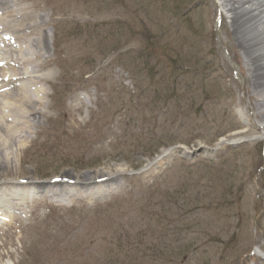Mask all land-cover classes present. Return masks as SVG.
Instances as JSON below:
<instances>
[{"label": "rangeland", "instance_id": "obj_1", "mask_svg": "<svg viewBox=\"0 0 264 264\" xmlns=\"http://www.w3.org/2000/svg\"><path fill=\"white\" fill-rule=\"evenodd\" d=\"M12 8L27 12L15 27L38 23L27 42L46 33V79L31 89L39 102L24 122L29 138L17 151L0 149V181L122 174L119 189L66 205L24 188L23 213L0 219V264H264L254 254L264 252V143L253 119L264 110V59L240 14L227 19L217 0ZM166 79L169 97L153 106Z\"/></svg>", "mask_w": 264, "mask_h": 264}, {"label": "bare ground", "instance_id": "obj_2", "mask_svg": "<svg viewBox=\"0 0 264 264\" xmlns=\"http://www.w3.org/2000/svg\"><path fill=\"white\" fill-rule=\"evenodd\" d=\"M17 2L18 0H0V33H7L6 36L0 35V149L6 151L9 148L17 151L29 138V131L23 129L24 122L28 115L33 116L31 113L32 102H39L36 98L32 99L31 89L39 87L40 82L46 79V73L40 70L42 62L39 61L44 57L41 50L46 48V33L40 34L41 42L32 37L27 42L24 35L31 34L32 29L38 23L30 21L23 24L24 28L15 27L14 25L18 23L14 22L19 21L21 17L23 19L27 13L20 8H12ZM217 5L227 19H231L235 14H240L241 32L251 36V39H256V51H259L260 56L264 59V0H217ZM29 47H34L38 59L34 58V54L29 56ZM30 63L34 64V67L28 70L27 65ZM262 68L264 69V61ZM38 72L40 73L38 74ZM262 72L264 73V70ZM261 77L262 83H264V76ZM258 100L257 102L264 109V101ZM256 108L259 110V107ZM261 113V119H255L254 116L253 119L257 120L258 137L263 144L264 110ZM248 120L250 121L249 118ZM228 141L229 144L232 143L231 140ZM113 169L95 170L87 172L89 175L81 174L77 177L71 171H65L46 185L43 183L37 185L38 183L28 178L23 182L0 181V218H11V215L16 211L17 214L23 213L25 200L22 190L27 186L39 188L38 191H33V195L43 203L49 204L48 201L53 202V197H55L57 204L60 205H66L68 201L78 198L79 195L95 197L109 192L111 189H119L117 180L122 171ZM147 169H151V166H148ZM6 213H11V215L8 216ZM254 254L263 257L264 252L255 249Z\"/></svg>", "mask_w": 264, "mask_h": 264}, {"label": "trees", "instance_id": "obj_3", "mask_svg": "<svg viewBox=\"0 0 264 264\" xmlns=\"http://www.w3.org/2000/svg\"><path fill=\"white\" fill-rule=\"evenodd\" d=\"M148 34V33H147ZM147 38H149V35L147 36ZM167 46V48L170 50V46H171V44H167L166 45ZM164 49L166 50V51H168L167 49H166V47L164 46ZM183 57V56H182ZM170 58V57H169ZM172 59V61H176L174 58H171ZM183 61L184 62H187V60L185 59V58H183ZM146 73H149V76L151 77V78H153L154 77V73H155V70H154V68L152 67V66H149V64L148 63H145V67L144 68H142ZM156 76V75H155ZM165 76H167V74H165ZM164 76V77H165ZM166 78V77H165ZM164 86V87H167V79L166 80H164L159 86H157V87H155L154 88V94H155V96H153L152 97V99H151V102L153 103V106L154 105H156L157 103H158V101L159 100H161V99H164V98H166V97H169V94L168 93H165V95L163 96L162 95V92H163V90H162V86ZM174 90H175V88H171V93L173 94V96H175V94H174ZM173 96H171L170 95V97H173ZM169 105V106H168ZM167 105V107H168V109H170L171 108V105L170 104H168ZM181 114H183L184 115V117H186V118H188V117H190V104H189V108H188V110L186 109V108H184V110H182L181 111ZM109 260H107L110 264H120V263H118L116 260H115V258H108Z\"/></svg>", "mask_w": 264, "mask_h": 264}, {"label": "water", "instance_id": "obj_4", "mask_svg": "<svg viewBox=\"0 0 264 264\" xmlns=\"http://www.w3.org/2000/svg\"><path fill=\"white\" fill-rule=\"evenodd\" d=\"M199 151V150H198Z\"/></svg>", "mask_w": 264, "mask_h": 264}]
</instances>
